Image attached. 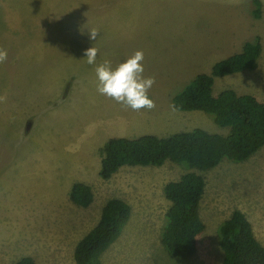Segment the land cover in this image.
<instances>
[{"label":"rangeland","instance_id":"374dc122","mask_svg":"<svg viewBox=\"0 0 264 264\" xmlns=\"http://www.w3.org/2000/svg\"><path fill=\"white\" fill-rule=\"evenodd\" d=\"M251 0H0V264L32 257L37 264H76L79 241L100 221L106 203L119 198L132 208L122 236L104 264H223L218 229L234 211L250 220L264 245V148L245 162L224 161L212 170L125 166L100 176L103 147L116 137H169L197 128L227 134L201 111L173 109L171 96L198 74L261 36L263 53L253 71L217 79L214 94L234 89L264 102L263 16ZM96 28V41L88 30ZM98 51L96 64L84 52ZM144 52V75L156 83V107L133 111L97 92L95 67H113ZM203 54L205 57H203ZM195 172L206 181L201 216L206 230L187 259L161 244L171 207L164 187ZM89 185L93 204L79 208L73 185Z\"/></svg>","mask_w":264,"mask_h":264},{"label":"trees","instance_id":"16d2710c","mask_svg":"<svg viewBox=\"0 0 264 264\" xmlns=\"http://www.w3.org/2000/svg\"><path fill=\"white\" fill-rule=\"evenodd\" d=\"M250 15L263 16L262 0H251ZM263 53L261 36L246 41L240 52L217 62L210 74L201 73L171 96V105L182 112L201 111L227 134L211 133L197 128L169 137L146 134L138 137H116L103 147L100 176L113 178L125 166L160 167L171 161L188 170L208 171L224 161L245 162L264 148V102L252 94H239L226 89L214 94L217 78L253 71L259 67ZM205 178L186 173L179 181L168 183L164 195L171 202L165 215L161 244L176 259L196 254L199 237L206 230L201 216ZM70 199L79 208H89L94 200L92 188L82 182L73 185ZM132 218V208L123 199L113 198L104 206L98 224L77 244L76 264H104L103 255L122 236ZM223 264H264V245L254 227L240 210L222 222L218 229ZM17 264H37L25 257Z\"/></svg>","mask_w":264,"mask_h":264},{"label":"clouds","instance_id":"9594fccd","mask_svg":"<svg viewBox=\"0 0 264 264\" xmlns=\"http://www.w3.org/2000/svg\"><path fill=\"white\" fill-rule=\"evenodd\" d=\"M99 30H88L90 40L96 41ZM98 49L94 46L85 50L84 56L88 64H96ZM7 49L0 47V63L7 61ZM144 52L136 50L123 62L113 67L112 62L105 59L95 67L98 80L97 92L119 103L125 109L140 111L152 110L156 107L153 99L149 97V90L156 83L154 76H145ZM6 101V96H0V102ZM173 109L175 106L173 105Z\"/></svg>","mask_w":264,"mask_h":264},{"label":"crops","instance_id":"0c3cea01","mask_svg":"<svg viewBox=\"0 0 264 264\" xmlns=\"http://www.w3.org/2000/svg\"><path fill=\"white\" fill-rule=\"evenodd\" d=\"M203 57H205L204 54H203ZM234 75H235V74H234ZM221 78H223V77H221ZM217 79H220V78H217ZM217 79H216V80H217ZM216 80H215V82H216Z\"/></svg>","mask_w":264,"mask_h":264}]
</instances>
